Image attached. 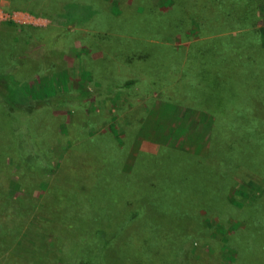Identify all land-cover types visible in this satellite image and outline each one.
Returning <instances> with one entry per match:
<instances>
[{"label": "rangeland", "instance_id": "1", "mask_svg": "<svg viewBox=\"0 0 264 264\" xmlns=\"http://www.w3.org/2000/svg\"><path fill=\"white\" fill-rule=\"evenodd\" d=\"M261 56L264 0H0V264H264Z\"/></svg>", "mask_w": 264, "mask_h": 264}, {"label": "trees", "instance_id": "2", "mask_svg": "<svg viewBox=\"0 0 264 264\" xmlns=\"http://www.w3.org/2000/svg\"><path fill=\"white\" fill-rule=\"evenodd\" d=\"M262 57V56H261ZM254 62L256 63V61L254 60ZM257 64H259V65H261L260 67L258 66V68L260 69V70H262V71H264L263 69H264V57H262L261 59H260V62H257ZM257 67V66H256ZM256 67H253L254 68V70H255V68ZM253 76H254V71H253ZM260 81H262V80H264V79H259ZM52 85V82L50 81V80H48V82H47V87L49 88V86H51ZM0 86H2V84L0 83ZM260 86H262V88H264V81L263 82H258V86H257V88H259ZM252 89H251V92H250V88L248 89L249 90V94L253 97V98H255V99H257L258 100V98H260L261 97V95L260 94H257L256 96H258V97H256L255 95H254V92H253V90H255L256 89V87H251ZM3 91H5V99H6V101H7V103L11 106V108L16 112V110L15 109H21V110H23V111H20V113H19V116L21 117V118H23L25 115H27V113H30V110H31V105H32V103L31 102H28L29 101V99L30 98H32V97H30L28 94H26L25 96V98L24 97H20V99L18 98V93H17V90H16V88H13L11 85H9V84H4V89H3ZM27 92H33L34 93V95L35 96H37V97H39V95H36V90H34V89H30V91H28L27 90ZM51 95H53V93H52V90L51 89H47L46 90V92L44 91V96H42V97H40V98H42V99H38L37 101H38V103L39 104H42L43 103V100H45L46 98H48V97H50ZM27 96H29L30 98H28ZM260 100H262V101H264L262 98H260ZM16 106H18V108L16 107ZM213 106V108H211L213 111H215V114L213 115L214 117H216V112H218L219 110H217L218 108H215V107H219L218 106V104H213L212 105ZM215 109V110H214ZM16 114H17V112H16ZM25 114V115H24ZM22 115H24L23 117H22ZM142 239L141 238H135L134 240H133V242H132V245H135V246H139V243L141 244L142 243Z\"/></svg>", "mask_w": 264, "mask_h": 264}]
</instances>
